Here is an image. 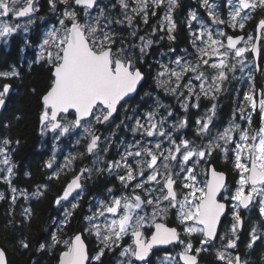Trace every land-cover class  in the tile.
Listing matches in <instances>:
<instances>
[{"label": "snow or ice", "instance_id": "obj_1", "mask_svg": "<svg viewBox=\"0 0 264 264\" xmlns=\"http://www.w3.org/2000/svg\"><path fill=\"white\" fill-rule=\"evenodd\" d=\"M200 2L208 10L211 24L201 23L196 12H190L188 27L192 51L184 49L183 55L167 64L158 61L154 77L157 88L174 97L185 114L190 107L199 108L202 97L215 100L225 81L229 80V74L236 79L238 70L243 73L248 69V79L254 81L253 69L260 70L255 57L264 54L257 44L264 40V0H227L230 6L228 20L220 18L209 0ZM48 3L54 12L59 5H63V9L58 19L59 27L47 32L39 45L37 62H42L50 72L41 96L39 121L43 130H59L60 135L83 128L88 142L86 153L80 155L92 154L99 159L98 153L107 152L109 145L100 148L101 136L96 134V125L111 123L114 114L133 98L145 79L140 65L155 43L153 39L139 35L137 19L147 25L158 9L163 11L152 35L157 31L166 32L167 39L174 41L176 22L173 12L179 3L178 0H48ZM116 9H119L120 18L114 14ZM257 10H260V18L254 25L255 34L230 35L213 28L214 25H225L233 30H244L246 24L255 19L253 13ZM37 11L36 0H0V38H7L18 29L27 32L28 25L35 22ZM12 16L27 18L26 23H9L6 18ZM192 21H197L200 27L194 29ZM115 26L127 27L128 36L137 38L140 43L129 42L125 47V37L119 42L116 39ZM159 39L163 40L164 36ZM249 56L253 58L251 62ZM20 75L15 67L0 71V107L5 105L12 87L6 81ZM161 108L165 109L164 114L160 113ZM215 108L213 104L205 117L195 121L194 138L184 139L174 133L188 126L187 116L169 123V118L175 116L172 106L157 101L156 110L135 119L130 128L134 139L120 153V159L110 161L107 169H96L98 172L123 170L118 174L119 195L114 194L113 189H107L109 198L100 201L92 215L84 217L87 224L79 234L63 239V230L70 223L73 210L79 207L73 202L76 200L73 193L82 189V177L92 171L81 169L55 200L58 206L63 207V202H68L71 207L65 209L62 219L53 222L56 231L50 233V240L39 244L38 250L50 251L62 244L58 264H92L93 260L101 261L106 249L119 246L130 235L132 243L121 252L128 258L126 264H134V261L148 264L154 247L176 243L184 246L178 253L179 261L198 264L199 254L208 250L205 245H212L217 240L218 227L227 208L226 203L218 199L228 188L225 174L211 166L214 154L222 155L231 163L238 176L234 193L223 196L224 200L232 202L233 222L225 235L219 236L222 248L236 249L237 232L242 224L239 209H247L258 200L259 214L264 217V89L257 93L253 82L249 91L243 94V102L237 111L246 126L234 119L228 127L213 133L210 125H213ZM253 113L259 118L256 127H253ZM131 119L133 117L125 115L116 127ZM9 143V140H3L5 146ZM5 151L0 148V154ZM75 159L70 157L64 167H70ZM0 163L9 165L10 161L6 157ZM47 166L51 168L52 163ZM4 171L7 176L0 179L10 186L15 201L18 189L11 186L13 167ZM56 178H59L58 173ZM19 194L27 198L26 192ZM33 195L43 196L44 192L38 189ZM3 199L5 196L0 192V200ZM173 210L178 221L176 227L158 222L166 219ZM22 215L30 219L31 209L24 208ZM100 218H104L103 223ZM261 226L264 227V222ZM84 233L88 235L84 236ZM196 234L201 246L194 248L191 237ZM92 236L98 241V251L90 257L86 241ZM259 238L257 228L253 227L248 247L251 248ZM17 243L22 249L30 247L26 237ZM168 259L171 264L174 258ZM218 259L225 264H247L240 255L226 251L219 252ZM0 264H9L3 247H0Z\"/></svg>", "mask_w": 264, "mask_h": 264}, {"label": "trees", "instance_id": "obj_2", "mask_svg": "<svg viewBox=\"0 0 264 264\" xmlns=\"http://www.w3.org/2000/svg\"><path fill=\"white\" fill-rule=\"evenodd\" d=\"M192 1V0H191ZM104 2H107V0ZM189 1L180 0L179 6L175 9L176 29H175V42L167 41L164 37L160 44L152 48V53L144 58V66L155 65L152 61V54L156 55L157 49L162 47L168 48L170 44L174 48L189 49L190 48V31L187 26L188 14L187 3ZM193 2L194 6L197 4ZM48 3H42V10L40 14L48 18L51 13H47L46 6ZM119 9L114 10V14L119 17ZM158 14V10H157ZM255 19L248 22L249 25H255L256 21L260 18V10L254 12ZM153 19V18H152ZM137 23V21H136ZM153 20L145 27V32H149ZM139 25V23H137ZM39 25V24H38ZM41 27V26H40ZM119 29L117 32V41L121 37H128V28L116 26ZM40 28L32 37H22L16 34L12 37L10 42L0 43V71H7L13 67H17L21 73L20 77L12 78L6 81L11 84V92L6 98V107L0 116V142L7 139V145L11 149L13 161L16 163V178L15 183L28 190H33L36 185L46 182L47 187L44 189V195L38 200H26L23 197L17 201L3 199L0 200V246L3 247L8 255L9 264H58L59 250L63 248L61 244L57 249L53 250H38L39 244L45 240H50V233L56 231V226L53 223L61 216V209L55 204L56 198L62 194L69 181L71 174L74 172L62 171L59 178L52 176L48 178V172L44 170L43 164L46 163L51 156V142L49 139L45 140L43 136V129L39 121L41 113V96L45 92L46 86L49 82V69L42 63L35 61V47L40 41ZM125 40H128L125 38ZM126 42V41H125ZM262 53H264V41L262 42ZM264 60V54H262ZM150 70V68L148 69ZM146 71V79L142 84L138 94L129 99L132 103H137L138 107L145 106L150 103L151 96L158 90L155 82L151 79L150 73ZM264 77V75H262ZM264 89L263 84L258 85L256 91ZM243 89H239L234 81L228 84V90L225 96L218 98V104L221 106V114L227 115L230 119L235 114H238L236 106L241 100ZM163 97V95L161 94ZM166 100L167 98L164 97ZM201 101H204L202 99ZM208 102V101H206ZM121 110V109H120ZM114 116L111 123H107L103 127L104 132L107 133L109 125H112L114 120H117L120 114ZM258 116L256 113L253 115V126L258 124ZM189 135L193 134L190 128L193 124V119L189 120ZM99 126V125H98ZM123 128H120L122 131ZM122 133V132H121ZM66 137L63 138V142ZM66 142V141H65ZM110 154L108 158H110ZM211 164H214L218 170L225 171L228 174V187L229 191L236 185L238 178L237 174L232 168L231 163L224 160L223 157L214 154ZM80 165V164H79ZM90 191L104 194L108 187L116 185L115 176L104 171L94 172L92 177ZM0 182V188H6ZM24 208L31 209L30 219H26L22 215ZM87 212L84 211L83 206L77 209L72 221L63 230V239L71 236L74 232L80 231L81 228L86 226ZM257 222L259 226L264 222V217L258 215L252 219V222ZM224 221L223 227L226 224ZM230 223H227V229ZM225 228V227H224ZM226 229V230H227ZM263 231L259 233L257 239L251 248L248 244L251 242L250 234L245 230L241 237L238 234L237 249L234 252H239L246 258L247 264H264V227ZM224 232V231H223ZM87 236V233H84ZM247 236H249L247 238ZM27 238L30 243L28 249L18 247V241ZM91 257L97 251V246L94 245L93 238L87 239ZM215 250L211 253L212 264H221L215 254ZM115 252L110 253L105 251L101 257V261H92V264H114ZM207 259V257H206Z\"/></svg>", "mask_w": 264, "mask_h": 264}, {"label": "rangeland", "instance_id": "obj_3", "mask_svg": "<svg viewBox=\"0 0 264 264\" xmlns=\"http://www.w3.org/2000/svg\"><path fill=\"white\" fill-rule=\"evenodd\" d=\"M192 1H194L197 4V6L192 5V7L190 9H188V13H187L188 14V20L190 18L189 17L190 12L195 11L197 14V17L201 23L206 22V23L211 24V18L208 16V10H206L205 7L202 6L200 0H192ZM43 2L47 4L48 0H36V7L38 9V11L35 13L36 19H35V22L33 24L28 25V31L27 32L23 31V29H18V31L16 33H13L11 36H9L7 38H0V43L10 42L12 40V37L16 34H19L22 37H28L29 38V37H32L35 33H37V30L40 28V32H41L40 33V41L37 44V48H35V51H36L35 61H38L39 54H40L39 45L42 43V40H43L45 34L49 31H51L53 27H59L58 19L60 18L61 11L63 9V5H59L58 10L54 12L51 10V5L48 3V5L46 6L45 12H47V13L49 12L51 14H50V16H48V18H46L45 16L40 14V12L42 10V3ZM209 2H210V4L213 5V10L216 11L220 15L221 19H224V20L229 19L230 6L227 4V0H209ZM118 13H119V11H118ZM6 19H8L9 23H13V24L14 23L25 24L26 20H27V18H20L17 20L14 18V16H12L11 18H6ZM188 20H187V26H188ZM137 23L141 24L139 29H141V27L144 26V24L142 22H140L139 19H137ZM192 27L194 29H198L200 27V24L197 23V21H192ZM224 27H226V26L225 25H214L213 26V28H218V29L225 31ZM118 29L119 28L116 27V31ZM190 37H191V35H190ZM125 38L128 39L127 35H125ZM125 41H126L125 47H127V44L131 41L130 40H125ZM190 41H191V38H190ZM118 42H119V40H118ZM160 42H161V40L158 41L156 46H158L160 44ZM133 43L138 44V42H136V41H134ZM156 49H157L156 55L152 56V61L155 64L154 65V73L155 74H156V71L158 70V65H157L158 61L161 63L167 64L169 62V60L174 59L175 57L184 54L183 48L182 49H178V48L177 49L176 48H165V49H163L162 47H160V48H156ZM170 49H175V51L172 52V51H170ZM185 49H187V48H185ZM188 51L189 52L192 51L191 45H190V48L188 49ZM248 59H249V62H251L253 58L251 56H249ZM262 64L264 67V60H263ZM16 69L19 71V69L17 67H16ZM251 74L252 75L256 74V70L253 69ZM235 76H236V79H232V74H229V82L230 81L237 82L239 84V87H240L239 89H243L242 95H240L241 100L238 103V105L236 106V110H237L238 106L243 102V94L245 92L249 91V88H250L251 84L253 83V81H249V79H248V76H249V70L248 69H245L243 73H241L238 70L235 73ZM154 82H155V80H154ZM259 83H260V85L264 84V77L262 75L260 76ZM225 88L228 89L227 86H225ZM160 90H161L160 92L157 90L156 93L151 96V98H152L151 102L146 104L145 106L138 107L137 103L131 102L130 105L127 103L124 106V108H121L120 114H119V117L117 118V120H114L112 125H109V127H108L109 131L107 133L104 132V134H103L102 140L100 142V148L103 149L105 147V145H109V147H108L107 152L100 151L98 153L99 159H97V156L93 155L92 158H90L88 160V154H85L83 157L80 155L81 153H86V144L88 142V140L85 139V137L87 136V133L84 132L83 128L73 129L69 133H66L63 135L59 134V130H57L56 132H53L50 130H47V131L43 130L44 139L45 140L49 139L51 142V145H52L51 146V156L49 157L48 161H49V163L51 162L52 166L56 169V171H55L56 174L58 173V175H59V174H61L62 171L73 172L75 170V168H80V170H81V169H83V167H85L86 163H88V162L90 164L89 168L92 169L91 173H89V175L91 177L94 176V172H97V170H96L97 168L107 169L108 163L110 161H113V160H119L120 159V153H122L124 151L125 146L134 139V135L131 132L130 128H131V126L134 125L135 119L143 117L149 111L156 110L157 101H159L161 104L172 106V110L174 111L175 116L169 118V123H171L176 118H184L185 115L187 116V114H185L184 112L178 111V109H182V108L180 107L179 102L174 97L165 94L163 89H160ZM223 90H224V87H223L222 91ZM257 93H259V91H257ZM161 94L163 95V97L161 96ZM164 97H166L167 100ZM202 99H204V101H201ZM206 101H207V98L202 97L198 103H199V105H201V104L207 105L208 102H206ZM194 103H195V101H194ZM215 103H216V101H215ZM196 109H199V108H196ZM201 110H204V112L203 113H200V112H194L193 113L194 121L190 127L193 130L192 135H188V134L184 133L185 129H186V131H188V129H189V125H190L189 122H188V126H186L184 129H181L179 132L174 133V135L179 136V137L184 138V139L194 138V133H195V129H196L195 121L197 119L203 118V116L205 117L204 114L209 113V110H207L206 107L201 108ZM159 111L161 114L165 113V109H163V108L159 109ZM125 115H127L129 117H133V119L125 121L124 125H121L119 128H117L116 125L119 124L120 121L124 119ZM234 119H235V122L240 123L242 126H246L245 122L241 121L239 119V112H238V114H235L230 119H228L227 123L224 126H222L221 128L215 127L214 123H213V125H210V127H212L213 133H215V131L217 129L222 131L223 128L228 127L230 121H233ZM125 125H127V126H125ZM97 127H98V125H96V128ZM253 127H255V126H253ZM120 128H123V130L120 131ZM65 137H66V139H65L66 142L65 141L63 142V138H65ZM105 138H108V139H105ZM136 138H139V137H136ZM153 139H155V138H153ZM237 139H238V137H237ZM0 148L6 149V151L3 154H0V161H3V159H5L6 157L10 161L9 165H4L3 163H0V177L7 176V172L4 171L7 167H13V174L11 176V182H12L11 186L16 187L18 189V192L15 194L17 197L15 201H17L21 197H23L24 199H26L28 201L31 200L32 195H33V192H32L33 190H28L26 188L20 187L17 184H15L13 181V179L16 177V163L13 161V158L11 155V149H9L8 146H5L3 144V142H0ZM110 152L112 155H110V158H108V155L110 154ZM70 157H76V159L73 161V163L70 167L65 168L64 165L66 164L67 160ZM221 157H223V156L221 155ZM78 161H84V163L82 165H79ZM103 171L110 174L111 176H115V179L117 181L116 185L108 187L107 189L111 188V189H113L114 194L119 195V193L121 191V182L118 179V174H122L123 170L122 169H113L111 172H108L106 170H103ZM0 182L5 185L4 187H6V188H0V192H2L4 194L5 199L12 200L13 193L11 192L10 186L3 179H0ZM235 187H236V185H235ZM235 187L232 188V190H231L232 192L229 191V187H227L228 188L227 195H229L230 193H234ZM107 189H106L104 194H100V193H99L100 195L95 194L94 196H91L88 200H86L84 202L83 208H84V211L87 212L86 216L92 215V213L96 210V206L98 205V203L100 201H102V200L106 201L109 198V193H108ZM20 192H26L27 198L25 196L20 195L19 194ZM86 194H87V189L84 188L81 195L75 201L79 204V206L81 204L80 203L81 199H82L81 197L85 198ZM63 204H64L63 207L60 206L62 208L61 216L58 217V219L56 221H59L60 219L63 218L66 208L71 207L70 204H66L65 202H63ZM256 204L258 205V200L256 201ZM148 211L150 213L151 209H149ZM170 217H174L176 220V217L174 215V210L172 212H169L167 218L164 220H167ZM103 220H104V218H100L101 223H103ZM176 222L178 223L177 220H176ZM86 224H87V221H86ZM253 227H255V225H253ZM230 228H231V224L229 225L228 229H230ZM252 228H251V230H252ZM256 228H257V226H256ZM225 232H226V230H225ZM222 234H223V231H222ZM196 235L199 237L198 234H196ZM223 235H225V233ZM229 235H230V233H229ZM257 235H258V232H257ZM237 237H238V232H237ZM250 237H251V231H250ZM68 238H66V239H68ZM92 238H93L94 245L97 246V251H98V241L96 240L95 236H92ZM191 240H192V243H194L193 242L194 241V235L191 237ZM250 240H251V238H250ZM219 242H220V244L222 243L221 241H219ZM127 246H128V239L126 236L120 242L119 246H113L110 250L106 249L105 251H109L110 253L115 252L116 255H115L114 264H126L128 258L125 256H122L121 252H122L123 248L127 247ZM181 247H184V246L181 245ZM220 248H221V246L218 249H220ZM97 251L93 254V256L97 253ZM224 251H226V253L230 252L232 255H235V253H234L235 249L234 250L233 249H227V250L224 249ZM90 257H91V255H90ZM169 257L174 258L171 261V264H176V261H179V256L177 253L176 256H169V255L163 256L161 259L158 260L157 264H169V259H168ZM134 264H136V263L134 262ZM141 264H143V263H141ZM179 264H183V262L179 261Z\"/></svg>", "mask_w": 264, "mask_h": 264}, {"label": "flooded vegetation", "instance_id": "obj_4", "mask_svg": "<svg viewBox=\"0 0 264 264\" xmlns=\"http://www.w3.org/2000/svg\"><path fill=\"white\" fill-rule=\"evenodd\" d=\"M184 1H187V0H184ZM189 2L187 3V13H188V9H190L191 7H192V5H193V2L191 1V0H188ZM178 3H180V0H178ZM163 11H161V10H159L158 9V14L155 16V17H151L150 19H149V22L151 21V20H153V23L151 24V28H150V30H149V32H145V27L149 24V22H148V24L147 25H144L143 27H141V29H139V35L140 36H145V38L146 39H148V38H151V39H153L154 41H155V43L150 47V49L148 50V54H150V53H152V48H154V47H156V44L158 43V41L160 40L159 39V37L160 36H164L165 37V39L167 40V41H169L168 39H167V34H166V32H160V31H157L156 32V34L155 35H152V29L153 28H156L157 27V22H158V20H161L162 19V17H163ZM153 18V19H152ZM173 19L176 21V19H175V13L173 12ZM141 26V24H139V27ZM225 28V32H227L228 34H230V35H239V34H245V33H248V34H255L254 33V27H253V25H249V24H246V27H245V29L244 30H240L239 28H237V29H235V30H233V29H231V28H228V27H224ZM129 31V30H128ZM173 35L175 36V31L173 32ZM128 40H130L132 43L134 42V41H136V42H138V43H140V41L137 39V38H135V37H130V36H128ZM264 41V40H263ZM262 40H261V50L263 49L262 48V45H263V42ZM172 43H174L175 42V40L174 41H171ZM35 48H37V46L35 47ZM168 48H174V46L172 45V44H170V46L168 47ZM35 54H36V51H35ZM153 55H155V54H152V56ZM262 56V55H261ZM262 62H263V59H262V57H261V61H260V70L259 71H256V74H254L253 75V77H254V84H255V88H257L258 87V85H260V83H259V81H260V76L261 75H264V67H263V64H262ZM255 63H256V61H255ZM142 64H145V62H144V60H143V62H142ZM145 68H141L142 69V71H144L145 72V75L147 74L146 73V71L145 70H148L149 68H150V70H148V72L150 73V76H151V79H154L153 77L155 76V73H154V65H151V67L148 65L147 66V64H146V66H144ZM236 83V85L238 86V88H240L239 87V84L237 83V82H235ZM228 84H229V80L228 81H225V83H224V85H223V87H224V90L223 91H221V92H219L217 95H216V99H215V101H216V103H215V101L214 100H212V99H209V98H207V101H208V103H207V105H204V104H201L200 106H199V109H196V108H189V111H188V113H187V119H188V122H189V120L190 119H193V121H194V115H193V113L194 112H200V113H203L204 112V110H201V108H203V107H206L207 108V110H209V109H211V107H212V105L213 104H215L216 105V108H215V116H214V118H213V123H214V125H215V127H219V128H221L222 126H224L226 123H227V121H228V117H227V115H222L221 114V106L218 104V98H220V97H223V96H225V94H226V92H227V88H225V86H227L228 87ZM263 86H264V84H263ZM223 89V88H222ZM227 89V90H226ZM128 104L130 105L131 104V102L128 100ZM178 111H180V112H184L183 111V109H178ZM205 116H206V114H204ZM254 115V114H253ZM204 117V116H203ZM185 134H188L189 135V130L188 131H186V129H185V132H184ZM190 135H192V134H190ZM92 158V157H91ZM90 158L88 157V160H89ZM48 160H49V158H48ZM46 161V163H44L43 164V166H44V170L46 171V172H48L47 174H48V178H51L52 176H56V169L52 166L51 168H49L47 165L49 164V161ZM84 163V161H78V164H80V165H82ZM86 164H88V168H89V162L88 163H86ZM84 168V167H83ZM80 172V168H75V170H74V172L71 174V177H70V179H69V181L72 179V177L74 176V175H76V174H78ZM17 176V175H16ZM16 178V177H15ZM15 178L13 179V181H14V183H15ZM92 177L89 175V173H85L84 174V176L82 177V179H81V184H82V189H79L74 195H73V197H76V199L81 195V193H82V191H83V189L84 188H86L87 189V194H86V196H85V198H83V197H81L82 199H81V204H80V206L79 207H81V206H83V204H84V202L86 201V200H88L91 196H94L95 194H99L98 192H94V191H90L89 190V188L91 187V182H92ZM68 181V182H69ZM67 182V183H68ZM228 182H229V180H228ZM16 184V183H15ZM42 185H46V182H42L40 185H36L35 186V188L33 189V194L34 193H37V191H38V189H40L41 191H44V189L45 188H41L40 186H42ZM66 187V186H65ZM228 187V186H227ZM232 192V191H231ZM77 193H79V195H77ZM100 195V194H99ZM225 195H227V192L226 193H223L222 194V196H221V200H224L223 199V196H225ZM41 198V196H38V195H32V198H31V200L33 199V200H38V199H40ZM70 200H72V197L71 198H69ZM76 200H74L73 202H75ZM226 201V200H225ZM228 202V204H229V208H228V213H227V215L224 217V219H223V221H222V223H221V226H220V229H219V232H218V238H217V240L212 244V245H205V247L208 249L207 251H202L200 254H199V256H198V264H212L211 263V258H209V256L211 255V253L213 252V250H215V254H216V257L218 258V253L219 252H221L222 250L224 251V248H220V249H218L220 246H221V244H220V240H219V236H222L224 233H225V230H226V228H227V223L229 222L230 224H232V222H233V216H232V207H231V203L232 202H230V201H227ZM66 204H69L68 202H65ZM60 207V206H59ZM78 207V208H79ZM77 208V209H78ZM60 209H61V211H62V208L60 207ZM77 209H75L74 211H73V215H72V217L70 218V222L72 221V219H73V217L75 216V214H76V212H77ZM239 214H240V217H241V220H242V224H241V228H239L238 229V234H239V236L241 237V234H243L244 232H245V230H248V232L247 233H249L250 234V231H251V228L253 227V225H255V227L257 226V232H258V235H259V233L260 232H262L263 230V227L260 225L259 226V224L257 223V222H252V219H254V217H257L258 215H260L259 214V208H258V205L256 204V202L253 204V205H250L249 206V208H247V209H245V208H243V207H241L240 209H239ZM227 221L226 222V224H225V228L223 227V234H222V226H223V224H224V221ZM158 222H162V223H165V224H167L168 226H170V227H176L177 226V222H176V220H175V218L174 217H170V218H168L167 220H160V221H158ZM258 224V225H257ZM152 230H154V229H151L150 231H152ZM179 230V229H178ZM150 231H149V233L148 234H150ZM249 236H247V238H248ZM182 238H183V234H182ZM127 239H128V245L129 244H131L132 243V240H131V237H130V235L129 236H127ZM199 240H200V238L197 236V235H194V243H193V246H194V248H196V247H200L201 245H200V243H199ZM237 249V248H236ZM183 250V247H181V245L180 244H178V243H176V244H172V245H168V246H159V247H157V248H155V249H153L152 250V252H151V255H150V257L148 258V264H157V262H158V260L159 259H161L163 256H165V255H169V256H176L177 255V253H179V252H181ZM235 253V255H237V254H239L240 256H241V259L243 260V261H246V258H245V256L244 255H241V253H239V252H234ZM206 257H207V259H206ZM134 259V258H133ZM136 264H141V263H143V262H141L140 263V261H134ZM221 264H225V262L224 261H222V263Z\"/></svg>", "mask_w": 264, "mask_h": 264}, {"label": "water", "instance_id": "obj_5", "mask_svg": "<svg viewBox=\"0 0 264 264\" xmlns=\"http://www.w3.org/2000/svg\"><path fill=\"white\" fill-rule=\"evenodd\" d=\"M14 18L17 19V20L20 19V18H17V17H14ZM239 35H244V34H239ZM257 44H258V46L261 48V41H257ZM255 61H256V65H259V66H260L261 55L255 57ZM145 79H146V75H145ZM145 79L142 81L141 85L138 86V90H137V92H136L135 94H133V97H135V96L138 94V92H139V90H140L142 84L145 82ZM10 92H11V89H10ZM6 103H7V101L5 102V105H4V106L0 107V116H1L2 112L4 111V109H5V107H6ZM116 115H117V113L114 114V116H116ZM104 125H105V124H104ZM104 125H99V126L95 129V130H96V134L101 136V140H102V137H103V127H104ZM92 156H93L92 154H88V157H89V158H91ZM211 166L214 167L218 172H223V173L225 174V176H226V181H225V182H226V185L228 186V174H227L225 171L218 170L214 164H211ZM84 168H88V164H86ZM69 182H70V181H69ZM78 190H79V189H78ZM78 190H76V192H77ZM76 192H74L73 195H74ZM221 196H222V195H221ZM221 196H218V199L221 200ZM70 198H71V197H70ZM221 202H224V203H226V205H227V208H226V214L221 218V220L223 221L224 217H225V216L227 215V213H228L229 204H228V202L225 201V200H221ZM166 225H167V224H166ZM167 226H168V225H167ZM220 226H221V225H220ZM220 226L218 227V232H219ZM169 227H170V226H169ZM239 228H241V225H240ZM79 232H80V231H78V232H74V233H75V234H79ZM74 233H73V234H74ZM73 234H71V236H72ZM71 236H70V237H71ZM84 236H85V235H84ZM86 243H87V241H86ZM87 245H88V243H87ZM159 246H168V245H158V246L154 247L153 249H155V248H157V247H159ZM0 247H1V246H0ZM88 250H89V245H88ZM89 255H90V251H89ZM150 255H151V253L149 254V257H150ZM237 255H239V254H237ZM149 257H148V258H149ZM7 259H8V255H7ZM182 262H183V261H182Z\"/></svg>", "mask_w": 264, "mask_h": 264}]
</instances>
